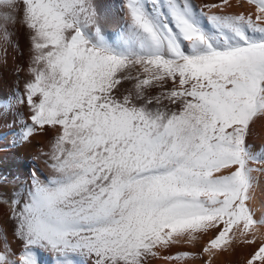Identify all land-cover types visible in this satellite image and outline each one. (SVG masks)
<instances>
[{
	"label": "snow or ice",
	"instance_id": "snow-or-ice-1",
	"mask_svg": "<svg viewBox=\"0 0 264 264\" xmlns=\"http://www.w3.org/2000/svg\"><path fill=\"white\" fill-rule=\"evenodd\" d=\"M18 22L28 75L4 97L0 73V118L13 98L29 116L0 162L43 135L50 174L0 176L20 245L0 216V264H213L238 244L264 264V0H0L6 43Z\"/></svg>",
	"mask_w": 264,
	"mask_h": 264
},
{
	"label": "bare ground",
	"instance_id": "bare-ground-1",
	"mask_svg": "<svg viewBox=\"0 0 264 264\" xmlns=\"http://www.w3.org/2000/svg\"><path fill=\"white\" fill-rule=\"evenodd\" d=\"M107 2L115 3L116 0H107ZM194 2L196 4H200L202 0H194ZM208 2H211V0H208ZM231 2L233 4H236L237 0H231ZM240 11H248V6L246 3L243 9L239 7H234L231 10V12L233 13H237ZM118 27L119 25L117 23L111 25L106 29L109 38L114 39L116 37ZM11 60H14V57ZM3 63L4 60L2 62L0 58V73H2L1 68L4 69L3 66H5V63ZM2 75L4 79V90L7 89L6 87L8 85L5 86V81L7 80L9 75H7L6 73H2ZM22 80L23 78L21 79L17 76L14 77V81L16 83L18 82L20 85L24 83ZM9 83L7 82V84ZM14 83L11 85H14ZM12 88L14 89L13 86ZM10 91L12 93H17L19 97L24 96V90ZM12 93H8V97H10ZM5 102L7 103L8 101ZM28 116L29 109L26 107V104H21L17 99L13 98L11 100V108L8 111V114L3 118H0V148L7 149L9 147L13 138L16 136L18 131L21 130V124L24 121L28 120ZM248 143L252 145L254 150L256 151H264V119H257L251 125ZM50 150V139L48 137H44L43 135H37L32 139L30 144H26L24 147H21L19 149H12L10 151H4L3 161L0 162V176L5 178V181H11L14 177L17 176L21 180H24L29 176V174L33 170H35L42 177L48 176L50 172L45 164L47 157L44 155V153H48L50 152ZM253 166L255 167L256 165ZM12 187V184L5 183L4 185L5 196L3 199H0V216H2L3 218V227L6 230L8 243L11 244L14 250L18 251L20 245L19 242L15 241L12 237V225L11 222L8 220L9 209L8 204L6 203L7 193L12 189ZM250 196L252 197L250 202L255 209L256 217L259 219H264V177L259 178L258 182L253 186L250 191ZM261 231L262 233H264V229H262ZM184 247L188 248L187 245H185ZM250 250L251 249L249 246L238 244L233 250L221 251L218 256L213 257V264H246V258ZM0 251H3L2 240H0ZM38 255L40 259V264H54V257L51 254L41 251L38 253ZM75 259H77L76 264H82V261H79V258ZM152 264H165V262L161 260H153Z\"/></svg>",
	"mask_w": 264,
	"mask_h": 264
},
{
	"label": "rangeland",
	"instance_id": "rangeland-1",
	"mask_svg": "<svg viewBox=\"0 0 264 264\" xmlns=\"http://www.w3.org/2000/svg\"><path fill=\"white\" fill-rule=\"evenodd\" d=\"M9 30L13 33V36L11 38V43H6L4 41L3 35L0 34V58L2 62L4 60L5 63V64L3 63L5 66H3L4 69L1 68V72L9 75L7 80L5 81L6 84L5 86L8 85L6 88L9 91L7 89H4L2 91V95L4 97H8V93H12L10 90L12 91L24 90L23 87L24 83H22L23 85L22 84L20 85L18 82L16 83L14 81V77L17 76L20 77L21 79L23 78L22 81L24 82L28 75L27 65L29 64V56H28L29 42L24 27L22 26L21 23L18 22L14 26L10 27ZM22 54H23V59L20 58ZM12 56L14 57V60H11L13 59ZM12 81H14L18 85V87ZM7 82L10 83L7 84ZM13 83L14 85H11ZM12 86L14 87V89L12 88Z\"/></svg>",
	"mask_w": 264,
	"mask_h": 264
}]
</instances>
